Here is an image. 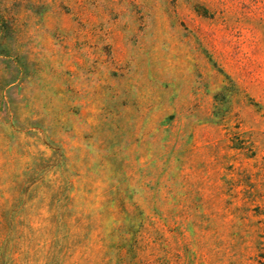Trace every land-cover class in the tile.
Segmentation results:
<instances>
[{
	"label": "rangeland",
	"instance_id": "obj_1",
	"mask_svg": "<svg viewBox=\"0 0 264 264\" xmlns=\"http://www.w3.org/2000/svg\"><path fill=\"white\" fill-rule=\"evenodd\" d=\"M264 0H0V264H258Z\"/></svg>",
	"mask_w": 264,
	"mask_h": 264
},
{
	"label": "trees",
	"instance_id": "obj_2",
	"mask_svg": "<svg viewBox=\"0 0 264 264\" xmlns=\"http://www.w3.org/2000/svg\"><path fill=\"white\" fill-rule=\"evenodd\" d=\"M258 264H264V252L259 254Z\"/></svg>",
	"mask_w": 264,
	"mask_h": 264
}]
</instances>
